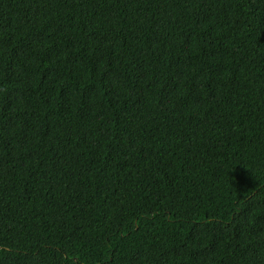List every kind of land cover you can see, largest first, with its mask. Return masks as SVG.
<instances>
[{
    "label": "trees",
    "instance_id": "obj_1",
    "mask_svg": "<svg viewBox=\"0 0 264 264\" xmlns=\"http://www.w3.org/2000/svg\"><path fill=\"white\" fill-rule=\"evenodd\" d=\"M0 264H264V0H0Z\"/></svg>",
    "mask_w": 264,
    "mask_h": 264
}]
</instances>
